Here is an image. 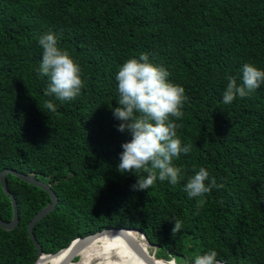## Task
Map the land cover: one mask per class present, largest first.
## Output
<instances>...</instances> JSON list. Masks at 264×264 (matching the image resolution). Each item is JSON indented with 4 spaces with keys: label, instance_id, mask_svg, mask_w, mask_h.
Wrapping results in <instances>:
<instances>
[{
    "label": "trees",
    "instance_id": "obj_1",
    "mask_svg": "<svg viewBox=\"0 0 264 264\" xmlns=\"http://www.w3.org/2000/svg\"><path fill=\"white\" fill-rule=\"evenodd\" d=\"M46 33L81 69L84 87L73 101L45 95L38 40ZM144 53L185 90L184 115L170 119L191 150L173 159L176 185L157 179L136 191L138 177L118 171L132 135L118 130L113 109L118 70ZM245 64L264 70V0H0V173L34 176L59 197L34 228L43 252L127 228L177 264L211 250L227 264H264V84L222 102L229 77L242 84ZM201 167L223 187L190 198L185 185ZM8 185L20 224L0 227V264H34L28 224L51 198L12 175ZM0 217H14L1 183ZM175 220L182 227L173 234Z\"/></svg>",
    "mask_w": 264,
    "mask_h": 264
},
{
    "label": "clouds",
    "instance_id": "obj_2",
    "mask_svg": "<svg viewBox=\"0 0 264 264\" xmlns=\"http://www.w3.org/2000/svg\"><path fill=\"white\" fill-rule=\"evenodd\" d=\"M38 42L43 49L39 72L50 81L45 95H54L62 102L75 100L84 87L79 65L67 51L58 47L55 34H43ZM168 77L169 72L164 67L149 62L147 53L141 54L139 59L127 60L115 77L120 96L119 107L113 109V115L121 121L118 130H127L132 135L131 141L122 145L124 151L120 154L118 171L134 173L138 177L132 186L136 191L150 189L157 179L176 185L180 181L181 170L173 165V159L191 150L190 145L182 147L177 137L178 126L170 119H179L184 115L181 109L187 100L185 90L170 82ZM228 80L222 101L226 105L237 97L249 96L264 84V70L245 64L242 68V84L238 85L234 77ZM45 108L56 111L51 101L46 102ZM209 180L210 183L206 185L205 182ZM217 187L223 185H218L208 170L201 167L187 182L184 190L190 198H200ZM197 206H200L199 202ZM181 227V222L175 220L173 234L180 231ZM170 264H176L175 260H171ZM194 264L222 262L217 260V252L211 250L196 255Z\"/></svg>",
    "mask_w": 264,
    "mask_h": 264
},
{
    "label": "water",
    "instance_id": "obj_3",
    "mask_svg": "<svg viewBox=\"0 0 264 264\" xmlns=\"http://www.w3.org/2000/svg\"><path fill=\"white\" fill-rule=\"evenodd\" d=\"M8 175H12V176L16 177L17 179H19V180H21L27 184H30V185H33L35 187L42 189L51 198V203L48 206H46L45 208H43L40 212H38L36 214V216L32 219V221L28 224L29 237H30L31 241L33 242V244L37 250V259H36L34 264H39L43 258H47V259L56 258V257L60 256L61 254H63V252H66V251L70 252L68 259L74 260L75 258L78 257V254H79L78 251L83 250L86 246L91 244L98 237L105 235V234H109V233L125 235L126 232H129V231H133L137 234L142 235L144 237V239L147 241L148 246L155 250L154 254L151 256L147 253V251L145 249H143L142 246H140V244L136 240H134L130 236H127V240L129 242V244L131 245L130 249L132 250L133 253L136 254L138 260H140L142 264H159L158 262H156V260L158 261L160 259L162 261H165V263H167V264H170V261L173 259L176 262V259L172 256H170L171 257L170 260L165 259V258H157L156 253H157L158 247L155 245H152L148 241L147 237L143 233H141L140 231L134 230V229H127V228L106 229V230H103V231L98 232L96 234L87 236L85 238H77L67 248L62 249L61 251H59L55 254H45L41 248V245L38 243V241L35 237L34 228L43 218H45L46 216L50 215L53 211H55V209L57 208V205L59 203V197L56 195V193L51 188V186L49 184H47L46 182H44L40 179H37L31 175H25L23 173L15 171V170L5 169L4 171H2L0 173V183H1V186H2L5 194L7 196H9V198L11 200V203L13 206V212H14V217L9 222L4 221L0 217V227L5 231H8V232L13 231L20 224L18 205H17V201L15 199L14 194L9 189ZM222 264H227V263L222 262Z\"/></svg>",
    "mask_w": 264,
    "mask_h": 264
},
{
    "label": "bare ground",
    "instance_id": "obj_4",
    "mask_svg": "<svg viewBox=\"0 0 264 264\" xmlns=\"http://www.w3.org/2000/svg\"><path fill=\"white\" fill-rule=\"evenodd\" d=\"M127 236L136 240L149 255L154 254L149 250L153 248L148 246L142 235L129 231L125 235L109 233L98 237L83 250L78 251L79 260L77 262H74L73 259L69 260L70 252L66 251L56 258H43L39 264H142L130 249L131 245ZM156 262L167 264L161 260H156Z\"/></svg>",
    "mask_w": 264,
    "mask_h": 264
},
{
    "label": "rangeland",
    "instance_id": "obj_5",
    "mask_svg": "<svg viewBox=\"0 0 264 264\" xmlns=\"http://www.w3.org/2000/svg\"><path fill=\"white\" fill-rule=\"evenodd\" d=\"M150 251L152 252V253H154V249H150ZM75 260H79V257H77V258H75L73 261H75ZM75 262H77V261H75ZM47 264H51V263H47Z\"/></svg>",
    "mask_w": 264,
    "mask_h": 264
}]
</instances>
